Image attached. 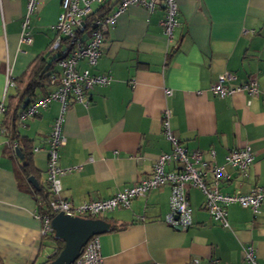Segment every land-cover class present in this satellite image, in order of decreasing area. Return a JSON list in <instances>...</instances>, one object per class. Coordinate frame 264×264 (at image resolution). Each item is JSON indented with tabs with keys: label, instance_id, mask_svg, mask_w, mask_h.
I'll return each instance as SVG.
<instances>
[{
	"label": "crops",
	"instance_id": "0c3cea01",
	"mask_svg": "<svg viewBox=\"0 0 264 264\" xmlns=\"http://www.w3.org/2000/svg\"><path fill=\"white\" fill-rule=\"evenodd\" d=\"M178 25L170 42L162 34L163 8L151 11L131 5L107 31L93 73H108L111 81L88 91L87 104L71 102L64 115L65 143L59 165L71 168L61 176V195L73 204L105 198L151 173L157 156L171 145L161 128V113L170 111V127L180 144L200 150L203 160L224 164L231 149L245 144L253 156L245 174L225 164L230 179L223 193L264 187V0H175ZM27 0H0V102L15 94L5 89L7 76L18 77L32 59L47 50L50 26L61 10L60 0H35L27 16L30 44L19 42ZM114 0H109V8ZM231 71L236 87L248 76L257 80L258 94L235 90L219 98L209 87L216 76ZM50 88V87H49ZM171 90L166 95L164 89ZM37 90L35 97L42 95ZM60 109L58 102L23 125L20 136L31 142L40 183L46 187L45 139ZM3 114V113H2ZM2 114L0 118L2 117ZM17 122V121H16ZM21 159L0 133V258L3 264H40L56 244L41 233L36 200L38 188L20 173ZM173 165L166 166L167 169ZM192 223L186 230L164 222L169 210V186L134 198L128 208L99 218L109 231L97 235L103 264H239L242 247L253 246L264 264V204L257 213L238 204L226 207L228 227L220 226L203 206L198 187L186 185ZM139 217L143 219L140 220ZM116 226L114 229H110Z\"/></svg>",
	"mask_w": 264,
	"mask_h": 264
},
{
	"label": "built area",
	"instance_id": "2783aa9c",
	"mask_svg": "<svg viewBox=\"0 0 264 264\" xmlns=\"http://www.w3.org/2000/svg\"><path fill=\"white\" fill-rule=\"evenodd\" d=\"M109 0H60L61 10L57 20L50 26L54 36L47 51L53 61V70L49 75L50 88L30 101L17 114L16 123L23 125L30 118L36 116L39 110L45 109L50 103L58 102L60 109L53 119L50 132L45 144L47 151V166L45 171L46 188L49 193L47 203L39 205L44 208L36 213L41 221L43 236L53 234L51 218L62 213L70 217L99 218L105 212L117 208L130 207L134 198L144 196L152 189L169 186V210L164 216V222L170 227L186 230L192 223L191 208L186 198V185L198 187L204 196L203 206L212 219L222 227H228L226 207L238 204L250 208L257 213L264 204V187L253 186L247 192L239 190L234 193H223L219 189L221 182L230 179L225 170V164L234 168L238 173L245 174L251 164L253 156L250 146L245 144L231 149L224 158V164L214 162V150H208L210 160H203L200 150H188L183 147L170 127V111L164 108L161 113V128L164 137L171 145L170 152L159 154L153 163L151 173L129 186L117 190L105 198H98L73 204L61 195V176L71 168H62L59 165V150L65 143L62 132L64 115L71 102L87 104L88 91L95 86H104L111 81L108 73H93L101 55L105 34L111 29L118 16L131 5L142 6L149 11L153 10L158 2L163 8L161 21L162 34L168 42L173 38V31L178 25V6L175 0H114L113 6L107 12L96 14L98 8ZM94 4V7H92ZM35 0H27L26 16L22 22V31L19 42L31 43V36L26 32L27 16L33 12ZM95 13V14H94ZM13 77L7 76L5 89L13 86ZM236 76L231 71L219 73L209 87L210 92L219 97H225L235 90H244L249 96L258 94L257 80L253 76L236 87L229 85ZM166 95L171 90L164 89ZM5 110L3 101L0 102V116ZM5 130L0 126V133ZM16 141L11 148H16ZM39 150L34 146L33 152ZM173 165L171 169L166 166ZM142 220V217H139ZM56 250L53 251V253ZM242 259L239 264H260L257 261L255 250L251 245L242 247ZM75 264H103L100 254V244L97 235L91 236L82 248ZM186 264H200L199 258H192ZM206 264H219L217 260H207Z\"/></svg>",
	"mask_w": 264,
	"mask_h": 264
},
{
	"label": "trees",
	"instance_id": "16d2710c",
	"mask_svg": "<svg viewBox=\"0 0 264 264\" xmlns=\"http://www.w3.org/2000/svg\"><path fill=\"white\" fill-rule=\"evenodd\" d=\"M109 7L110 6L107 2L102 5L101 8H98L95 13L100 15L101 12H107L110 9ZM49 56L50 53L47 50L39 53L32 59L20 76L12 79L15 94L7 96L5 110L0 118V126L3 127L7 133L10 147L11 143L16 141V148L22 155L19 167L21 175L24 178L31 176L39 182L38 188L33 189L32 192L34 198L39 201L37 203L38 212H41L44 209L39 205V203L42 202L43 204H46L49 193L47 188L40 183V173L33 164L31 158L32 150L30 140L20 136L17 132L16 118L19 110L36 98L35 93L37 90H42V92L45 93L51 86L49 75L53 70V61L49 58ZM115 227L116 226H112L110 229L112 230ZM48 236L55 242L56 247L54 250L56 251L40 264H48L56 257L58 252L63 247V242L59 239H55L53 234ZM0 264H3L1 258ZM72 264L75 263L73 262Z\"/></svg>",
	"mask_w": 264,
	"mask_h": 264
},
{
	"label": "water",
	"instance_id": "95a60500",
	"mask_svg": "<svg viewBox=\"0 0 264 264\" xmlns=\"http://www.w3.org/2000/svg\"><path fill=\"white\" fill-rule=\"evenodd\" d=\"M15 154L22 159L20 151L15 148ZM27 180L36 185L33 177ZM53 236L63 242V247L56 257L48 264H72L80 255L86 241L93 235L102 234L109 229V224L101 218L70 217L57 213L51 218Z\"/></svg>",
	"mask_w": 264,
	"mask_h": 264
},
{
	"label": "rangeland",
	"instance_id": "374dc122",
	"mask_svg": "<svg viewBox=\"0 0 264 264\" xmlns=\"http://www.w3.org/2000/svg\"><path fill=\"white\" fill-rule=\"evenodd\" d=\"M92 7H94V4H92Z\"/></svg>",
	"mask_w": 264,
	"mask_h": 264
}]
</instances>
